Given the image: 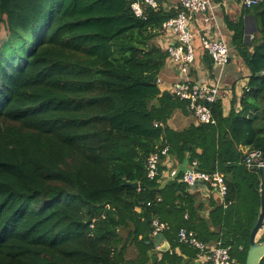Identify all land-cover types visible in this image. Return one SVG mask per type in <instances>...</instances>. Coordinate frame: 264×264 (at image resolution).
Instances as JSON below:
<instances>
[{
  "label": "trees",
  "instance_id": "trees-1",
  "mask_svg": "<svg viewBox=\"0 0 264 264\" xmlns=\"http://www.w3.org/2000/svg\"><path fill=\"white\" fill-rule=\"evenodd\" d=\"M134 1L0 0V264H196L186 245L182 252L154 247V218L202 239L185 186L162 189L146 177L148 156L166 145L179 159L187 154L201 169L223 173L244 203L231 225L227 214L221 222L223 242L241 245L245 264L260 181L257 169L238 163L239 147L264 143V0L249 41L241 20H227L249 70L239 109L232 103L225 115L219 98L209 105L215 124L182 131L166 123L186 103L155 82L168 58L155 40L178 8H146L138 18ZM171 233L163 234L174 248Z\"/></svg>",
  "mask_w": 264,
  "mask_h": 264
},
{
  "label": "built area",
  "instance_id": "built-area-1",
  "mask_svg": "<svg viewBox=\"0 0 264 264\" xmlns=\"http://www.w3.org/2000/svg\"><path fill=\"white\" fill-rule=\"evenodd\" d=\"M242 5L251 8L260 3V0H241ZM177 7V13L162 23L161 30L175 36L173 43L165 47L168 58L179 70L180 79L173 83L170 94L173 98L187 103L189 111L200 124H215L210 104L220 98L222 78L225 67L230 58V48L221 36H214L213 28L216 23L215 10L218 3L214 0H136L131 3V9L136 17L144 18L146 8L168 11ZM200 15L199 22L194 18ZM199 23V27L196 24ZM204 26H200V24ZM206 25V26H205ZM198 37L202 49L209 55L215 70L212 83L194 82L190 78L191 68L195 62L194 38ZM155 126L163 127L162 123ZM169 154V147H156L146 161V177L150 180H159L167 177L179 182L188 188L211 187L218 194L221 205L227 208L229 188L223 173L218 170L205 171L200 168L197 160H191L184 170L170 168L167 173L161 170L163 157ZM249 169H257L262 163L261 149H248L238 161ZM158 201L161 199L158 197ZM150 203H147L149 205ZM153 236L171 230L168 223L159 219L152 220ZM177 242L196 250V261L202 264H231L232 246L223 240L208 244L201 240L196 232L187 228H180L177 232ZM239 250L242 247L239 246Z\"/></svg>",
  "mask_w": 264,
  "mask_h": 264
},
{
  "label": "crops",
  "instance_id": "crops-1",
  "mask_svg": "<svg viewBox=\"0 0 264 264\" xmlns=\"http://www.w3.org/2000/svg\"><path fill=\"white\" fill-rule=\"evenodd\" d=\"M214 2L218 3V7L215 10V17L217 24L214 23V28H213L214 36L217 37L221 36L228 44L231 51L229 61L224 70V75L222 78V89L220 92V98L222 100L224 112L225 115H227L231 109L232 103L236 110L239 109V99L244 91V88L247 85V80L249 76V70L247 66L245 65L242 58L236 53V51L234 50V46L231 43L232 31L229 29L227 25V20L231 21L232 23H236L237 21L241 20L243 24V37H244L245 28H247L248 31H251L250 38L245 39L246 41H249L254 34L258 33L259 23L257 22V19L254 15L255 6L251 8H246L242 5L241 0H214ZM194 18L196 19V23H197L199 22L200 15H196ZM196 26L199 27V23L196 24ZM200 26H204V24L201 23ZM254 27L256 28L255 32L253 30ZM174 41H175V36L170 32H165L163 30L160 31L159 36L155 40V42L163 49H165L168 43L170 42L173 43ZM194 49H195V62L191 68L190 78L194 82L212 83L215 78V70L213 68V64L209 55H207L206 52L202 49L198 37L194 38ZM157 78H158L157 85L160 92L170 93L173 83H175L180 79L179 70L174 64H172L169 60H167L164 67L157 75ZM198 124L200 123L197 121L194 115L189 111L187 103L186 106L176 109L166 123V125L169 126V128L176 131H182L188 128L190 125H198ZM248 149L249 148L245 146L239 147V150L241 151L243 156ZM189 163L190 160L187 154H185L182 159H179L174 154H168L166 157L162 158L160 168L161 170L167 173V171L170 168H177L179 170H184L186 167H188ZM167 180L170 179L165 177V178H160L158 180V182L160 183V188L163 189L164 187L169 186L168 184L164 183ZM181 192H183L185 195L188 194L193 198L194 209L191 211L193 216L191 220L198 227L197 231L199 229V233L201 232L202 239L209 240V241L203 240L208 244H212L219 239L222 240L223 237L222 234L225 229V227L222 226V222H221L222 215L227 214L225 217L227 218V223L229 225H231L233 222L232 217L234 218L239 217V213L241 211L240 208L241 201H239L240 198L238 197L236 199L235 196H237V194L235 192H231V190H229L228 192V199L230 200V204L227 208H223L217 192L213 190L211 187L206 186L202 188L201 187L188 188L185 186V188H181ZM168 193L170 192L165 193V197H167V199L169 198ZM251 199L254 206L252 209L256 210L257 200L254 198L253 195L251 196ZM172 204H177V202L175 201ZM259 206H260V200H259ZM219 208L222 210V213L219 212V210H217ZM188 218H190V216L188 211H186L184 214V219L187 220ZM159 220L168 223L171 226V230L169 232H172L171 235H174L173 241L178 243L177 242L178 231L176 233L172 231V225L170 224V221L169 220L163 221L161 219ZM180 228H186V227H180ZM224 238L226 237H223V239ZM165 242L169 244L171 252L172 251L182 252L181 249L182 244H177V246L173 248L172 244L163 234L161 245ZM154 247L156 251H159L157 250L155 244ZM192 249L195 250L194 248ZM237 250L239 252L242 251L239 250V246ZM196 264H202V263L196 261Z\"/></svg>",
  "mask_w": 264,
  "mask_h": 264
},
{
  "label": "water",
  "instance_id": "water-1",
  "mask_svg": "<svg viewBox=\"0 0 264 264\" xmlns=\"http://www.w3.org/2000/svg\"><path fill=\"white\" fill-rule=\"evenodd\" d=\"M254 32L256 28H253ZM251 31H248L245 28L244 39L250 38ZM157 78H155V81ZM262 165L257 168V172L259 174V200L260 206L258 210V215L256 218V222L252 227L249 234V247L246 254L245 264H260L264 259V239L260 241V237L262 234L264 235V143L262 145ZM252 170H255L252 168ZM123 183L132 187H137V182H129L126 179L123 180ZM165 184L171 185L175 183V180L170 179L164 182ZM264 238V237H263ZM163 239V234H157L154 236V244L157 247V250L161 252H166L170 250V246L167 242L161 245V241ZM262 239V238H261ZM154 260H156V256H154Z\"/></svg>",
  "mask_w": 264,
  "mask_h": 264
},
{
  "label": "rangeland",
  "instance_id": "rangeland-1",
  "mask_svg": "<svg viewBox=\"0 0 264 264\" xmlns=\"http://www.w3.org/2000/svg\"><path fill=\"white\" fill-rule=\"evenodd\" d=\"M223 75H224V74H223ZM223 75H222V76H223ZM156 78H157V77H156ZM155 82L158 83V78H157V80H156ZM241 191H242V194H241V195H242L243 197H245V200H247V196H246V193H247V192L245 191V188H244L243 186H242ZM240 205L244 208V203H241ZM245 212H246V211H245ZM245 212H244V213H245ZM247 212H248V210H247ZM120 233H121L123 236H125L126 231L121 230ZM263 237H264V235L262 234V236L260 237V241H261V238H263ZM135 255H136V250H135V248H134L133 246H130V247L128 248V250H127V256L133 258ZM231 256H232L231 264H242V262H240L239 253L237 252L236 249H234V250L232 251Z\"/></svg>",
  "mask_w": 264,
  "mask_h": 264
}]
</instances>
